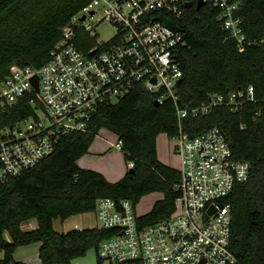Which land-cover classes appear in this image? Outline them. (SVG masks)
Returning <instances> with one entry per match:
<instances>
[{
	"label": "trees",
	"instance_id": "16d2710c",
	"mask_svg": "<svg viewBox=\"0 0 264 264\" xmlns=\"http://www.w3.org/2000/svg\"><path fill=\"white\" fill-rule=\"evenodd\" d=\"M91 0H0V81L15 65L40 67L63 32L62 29ZM186 6L178 24L185 29L186 45L180 51L183 78L178 86L180 103L197 106L212 93L255 87V100L233 112L216 106L207 115L182 120L195 136L218 126L226 133L234 155L253 163L250 178L237 184L230 196L233 211V250L239 264H264V0H242L243 28L249 41L239 51L227 39L219 8L208 3ZM81 35H85L80 29ZM87 36V35H86ZM95 39L77 40L84 50ZM158 94L139 86L115 103L100 106L90 130L63 135L55 151L20 176L0 186V263L29 264L15 258L23 246L40 243L42 264H73L116 231L105 228L71 229L59 232L55 220L90 213L99 198L130 200L137 207L143 196L161 192L150 212L140 219L146 224L165 218L174 210L180 179L177 168L160 160L157 137L173 136L180 120L173 100L156 104ZM103 128L122 140L127 163L134 162L118 181L112 182L78 160L89 152ZM36 220L33 229L23 226ZM8 236V237H7ZM98 263L102 264L100 256Z\"/></svg>",
	"mask_w": 264,
	"mask_h": 264
},
{
	"label": "built area",
	"instance_id": "2783aa9c",
	"mask_svg": "<svg viewBox=\"0 0 264 264\" xmlns=\"http://www.w3.org/2000/svg\"><path fill=\"white\" fill-rule=\"evenodd\" d=\"M204 1L219 8L227 39L239 51L252 44L243 28L242 0ZM186 6V0H91L63 27L43 65H15L0 81V186L50 156L63 135L90 130L100 106L139 86L158 94L159 104L173 100L180 120L178 133L168 135L180 173L174 210L146 224L132 201L99 198L92 212L95 225L88 228L116 231L99 245L103 263L239 264L230 196L250 178L253 163L235 157L220 127L193 136L182 120L207 115L220 105L240 111L245 102L255 100V87L212 93L197 106L180 103L185 29L178 31L167 22L181 27L177 22ZM98 9L103 13L100 21L116 26L106 41L90 27L89 17ZM80 29L87 34L82 36ZM84 36L95 39L88 51L77 43ZM113 145L121 150L122 140L118 137Z\"/></svg>",
	"mask_w": 264,
	"mask_h": 264
},
{
	"label": "rangeland",
	"instance_id": "374dc122",
	"mask_svg": "<svg viewBox=\"0 0 264 264\" xmlns=\"http://www.w3.org/2000/svg\"><path fill=\"white\" fill-rule=\"evenodd\" d=\"M82 14H80L81 16ZM103 13L101 9L89 17L90 27L95 31L101 41H106L111 38L116 33V26L107 20H102ZM160 147L166 151L168 160L172 163V166L178 168L179 161L178 158L174 155L173 146L174 141L170 139L167 135H159ZM166 140V141H165ZM118 141V136L110 134L107 128L101 129L92 142L89 152L84 155V157L79 161L80 164L87 165L89 160H97V164L102 167L118 169L119 166L126 167L127 161L125 159L124 153L115 147V144ZM165 141V142H164ZM101 144V147L99 145ZM162 198L161 192H154L147 194L142 197L139 204L137 205L138 214H146L151 211L155 201ZM94 214L90 213H80L69 217L65 220L64 225L61 221H57L56 225L60 231H68L76 228H86L95 225ZM33 224L36 223V220H31ZM31 226V225H30ZM24 228V226H23ZM30 228V227H29ZM8 237V236H7ZM39 243H33L27 246L20 247L16 252V258L18 260L26 259L29 260L32 264H42L39 259ZM0 257H2V252H0ZM99 251L92 249L84 257L74 260L73 264H99L98 263ZM102 264H109L107 260H104Z\"/></svg>",
	"mask_w": 264,
	"mask_h": 264
},
{
	"label": "crops",
	"instance_id": "0c3cea01",
	"mask_svg": "<svg viewBox=\"0 0 264 264\" xmlns=\"http://www.w3.org/2000/svg\"><path fill=\"white\" fill-rule=\"evenodd\" d=\"M109 133L110 134H113V135H116L115 133H113L112 131L109 130ZM162 135H167L166 133H161ZM159 134V135H161ZM159 135L157 137V147H158V155H159V158L161 161H163L164 163L166 164H169V165H172V163H170V161L168 160V157H167V154H166V151H164L161 147H160V140H159ZM117 136V135H116ZM168 136V135H167ZM166 141V140H165ZM164 141V142H165ZM99 147H101V144L99 145ZM122 151V150H121ZM123 152V151H122ZM84 157V156H83ZM82 157V158H83ZM80 158L78 160V164L81 166V167H84V168H92L94 170H97V171H100L102 172L106 178L112 182H115V181H118L119 179H121L125 173L128 171V163H125L126 164V167H123V166H119L118 169H113V167L111 168H104L102 167L101 165L97 164V160L93 161V160H89L90 163H88L87 165L85 164H80V160L82 159ZM57 221H61L60 219L58 220H55L54 222V227L57 231L59 232H63V231H60L56 225V222ZM95 221V220H94ZM32 221H29L26 223V225H24V229H33L37 226V222L35 224L32 225ZM62 225H64L65 221H61ZM31 225V226H30ZM30 227V228H29ZM86 228V226L84 227ZM39 248H40V243H39ZM17 252V251H16ZM15 258H16V253H15ZM17 259V258H16ZM18 260V259H17ZM19 261H22V262H25V263H29V264H32L29 260H26V259H21Z\"/></svg>",
	"mask_w": 264,
	"mask_h": 264
},
{
	"label": "water",
	"instance_id": "95a60500",
	"mask_svg": "<svg viewBox=\"0 0 264 264\" xmlns=\"http://www.w3.org/2000/svg\"><path fill=\"white\" fill-rule=\"evenodd\" d=\"M194 5V1H189V2H187V6H193ZM205 5V1L204 0H197V3H196V6L198 7V8H200V7H202V6H204ZM85 17H83L82 19H84ZM167 24L170 26V27H172V28H174V29H176V30H178V31H184V29L183 28H181V27H178V26H176V25H174V24H172L171 22H167ZM29 64V63H28ZM156 104H159V102L156 100ZM134 171V168L132 167V168H130V172H133ZM214 210V208H212V210L211 211H213Z\"/></svg>",
	"mask_w": 264,
	"mask_h": 264
}]
</instances>
